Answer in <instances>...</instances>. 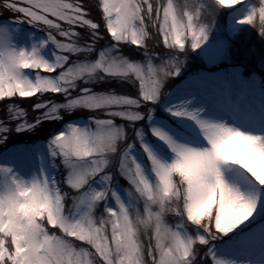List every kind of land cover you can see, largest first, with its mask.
<instances>
[{
    "label": "snow or ice",
    "instance_id": "obj_1",
    "mask_svg": "<svg viewBox=\"0 0 264 264\" xmlns=\"http://www.w3.org/2000/svg\"><path fill=\"white\" fill-rule=\"evenodd\" d=\"M212 4L208 15L242 5L240 24L255 27L258 14L264 36V0ZM0 9L45 34L25 48L0 31V143L51 126L59 176L24 180L0 166V264H233L210 242L248 220L258 197H245L225 172L237 165L264 189V138L183 104L169 105V118L153 116L181 56L208 39L203 5L0 0Z\"/></svg>",
    "mask_w": 264,
    "mask_h": 264
},
{
    "label": "rangeland",
    "instance_id": "obj_2",
    "mask_svg": "<svg viewBox=\"0 0 264 264\" xmlns=\"http://www.w3.org/2000/svg\"><path fill=\"white\" fill-rule=\"evenodd\" d=\"M251 0H247L249 7ZM257 1V5L259 0ZM178 3H183L184 0H177ZM222 13L224 14L223 21L220 22L219 25H216L215 22L211 21V24L214 27V30L208 31V39L202 44L199 48L195 50H191L192 54H195V57H200L204 60V66L208 68H220L229 64H242L247 67L249 72L252 73H262L264 75V36H261L258 32V25H259V18L258 14L254 17V25L248 24H240L237 21L245 14L247 11L242 5H237L236 9L231 8H219ZM239 10V11H238ZM204 22L210 24V21L204 16ZM210 24V25H211ZM222 30H221V28ZM0 31H5L3 28L0 27ZM214 31V35L212 32ZM222 31V32H221ZM9 39L11 43L16 47H25L23 44L13 43V37L8 31ZM225 37L227 41L221 38V35ZM255 36L258 38L256 47L248 48L245 46L244 42L243 45H240V40H245L253 42ZM224 40V41H223ZM38 42V41H36ZM47 54L50 57V50ZM183 60V65L180 69V72L175 76L177 79H182L187 74L191 73L193 70L188 71L187 66L190 65L186 60ZM229 75V80L231 81L232 88L235 86V80L239 79V76L236 72ZM203 75H194V77L187 78L186 80L195 78L189 81H183V84L176 85L175 89L173 88L172 91H169V95L166 101H162L160 104L162 105L163 113L169 118V113L166 109L171 104H183L189 110L199 112L200 117L202 119L208 120V116L212 115L215 109L219 108V105L213 102L212 100H208V98H203L196 92L194 89L199 87H203V89H210L208 84H203ZM258 80L254 77L249 78L244 86V90L253 88L257 85ZM186 85V86H185ZM214 86V85H213ZM202 90V89H201ZM252 96L253 103L257 104L261 107L263 113H261L262 119L264 121V93L263 90H253V93L250 95ZM244 97H246L244 95ZM248 97V96H247ZM160 99V98H159ZM162 99V97H161ZM201 102V103H200ZM198 105V107H197ZM86 115V114H85ZM258 117V114L255 116ZM157 119V118H154ZM175 118H170V120H174ZM212 119V118H211ZM158 120V119H157ZM216 123V122H214ZM219 124H224L227 127L239 130L245 134H251L255 136H260L252 132L246 126L242 125H235L232 123V126H228L225 123L217 122ZM261 137V136H260ZM36 155L40 157L42 154V158H40L39 162H28L25 158V153L22 150L15 152L14 158L18 162H14L11 157L4 156L0 159V166L8 167L13 170V173L18 177L22 178L24 176V172L20 171V167H18L17 163H20L24 166L25 172L30 178L33 176L39 177L41 175V169L45 163V157L51 162V158H53L48 151H43L39 149L34 150ZM46 153V156H44ZM17 166V167H16ZM19 172L17 173V170ZM50 168L44 169L43 172L47 173L50 176L48 171ZM23 176V177H22ZM26 180V178H25ZM225 180L231 186L237 188L245 197L247 198H257L256 209L254 210L252 216L245 220L242 224L238 225L237 228L233 229L232 232L219 237L217 240L210 242V247L213 249L214 253L220 257L228 258L233 261V264H264V255L261 252V247L264 245V223L260 225L259 230L255 228L250 232H245L242 236L236 237V232L238 230H244L246 227L251 225L258 218V212L262 205H264V192L259 188L252 178L245 173L242 169L239 168L237 165H229L227 166V170L225 172ZM122 184L126 182L121 181ZM264 190V189H263ZM223 242V243H222ZM222 243V244H221Z\"/></svg>",
    "mask_w": 264,
    "mask_h": 264
},
{
    "label": "trees",
    "instance_id": "obj_3",
    "mask_svg": "<svg viewBox=\"0 0 264 264\" xmlns=\"http://www.w3.org/2000/svg\"><path fill=\"white\" fill-rule=\"evenodd\" d=\"M189 2L191 4H193V5L198 4V3L203 5V3H205L204 5H206L209 9L214 7V5L212 4V0H189ZM204 16L207 19L209 18L208 15H206V14ZM219 16H220V19H224V14L218 8L212 14V18L211 19H213V17H215L216 19H219L218 18ZM4 17L13 18V16L10 13L4 11L3 9H0V19L4 18ZM220 19L218 21L222 22L223 20H220ZM257 40H258V38L256 36L253 39V42L248 41L247 39H246V41L242 39V40H240V45H242L244 47V45H243V42H244L246 47H248V48H252L253 47L254 48V47L257 46V44H256ZM186 53H189V50H187ZM261 75L264 76L262 73H261ZM174 79L175 78L172 77L170 81H174ZM166 82H165L164 86H166ZM46 97H48V95ZM49 98H50V95H49ZM13 99L16 100L17 102H20L22 100L23 101H29V100L34 101V100H36V97L29 98V99L28 98L24 99V98H20V97L17 96V97H15ZM20 106L23 107L25 110H29V111L31 110V107H30V105L28 103H22V104H20ZM2 113H3V104L0 103V114H2ZM86 116L87 115H80L79 113H73V117H86ZM50 131H51V126L46 124L45 127L41 128V129H34V130H30V131L12 132V133H10L8 135L7 139L4 140V142L0 143V151L2 149L6 148L9 145L11 140L18 141V139L22 138L25 135H36L38 140H46L49 137L48 133ZM28 133H30V134H28Z\"/></svg>",
    "mask_w": 264,
    "mask_h": 264
},
{
    "label": "bare ground",
    "instance_id": "obj_4",
    "mask_svg": "<svg viewBox=\"0 0 264 264\" xmlns=\"http://www.w3.org/2000/svg\"><path fill=\"white\" fill-rule=\"evenodd\" d=\"M197 107H198V105H197ZM222 110H223V108H222ZM222 110L220 108L219 109H215L213 114L208 116V121L213 122V123L214 122L217 123V121H219L220 119H223L225 113H224V110L223 111Z\"/></svg>",
    "mask_w": 264,
    "mask_h": 264
}]
</instances>
